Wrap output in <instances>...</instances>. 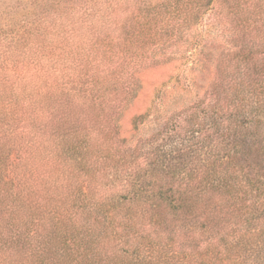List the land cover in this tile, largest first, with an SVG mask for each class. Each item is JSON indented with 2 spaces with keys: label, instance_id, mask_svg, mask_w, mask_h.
<instances>
[{
  "label": "trees",
  "instance_id": "obj_1",
  "mask_svg": "<svg viewBox=\"0 0 264 264\" xmlns=\"http://www.w3.org/2000/svg\"><path fill=\"white\" fill-rule=\"evenodd\" d=\"M32 4L0 29V264H264V0ZM188 54L194 97L116 142Z\"/></svg>",
  "mask_w": 264,
  "mask_h": 264
},
{
  "label": "rangeland",
  "instance_id": "obj_2",
  "mask_svg": "<svg viewBox=\"0 0 264 264\" xmlns=\"http://www.w3.org/2000/svg\"><path fill=\"white\" fill-rule=\"evenodd\" d=\"M33 1L0 0V29L18 28L35 18L39 8L32 4ZM145 1L157 3L162 0ZM188 56L190 54L185 56L184 60L159 65L136 75L140 84L137 95L132 99L128 109L124 110L122 106L120 112V108L117 109L121 116L116 117L117 127L112 130L116 142L124 139L128 141L133 137L151 136L160 129L166 115L194 97V93L184 88L186 83L190 82L193 85L196 82L201 87L206 75ZM98 110L96 106L93 113H98ZM137 117H144L138 131L134 125Z\"/></svg>",
  "mask_w": 264,
  "mask_h": 264
}]
</instances>
